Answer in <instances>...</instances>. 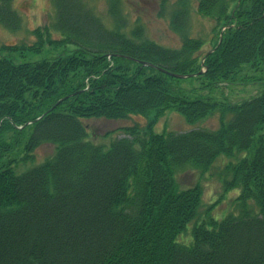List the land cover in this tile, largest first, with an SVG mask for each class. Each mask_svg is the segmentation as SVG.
Masks as SVG:
<instances>
[{"label": "trees", "instance_id": "trees-1", "mask_svg": "<svg viewBox=\"0 0 264 264\" xmlns=\"http://www.w3.org/2000/svg\"><path fill=\"white\" fill-rule=\"evenodd\" d=\"M109 1L115 29L82 0H56L61 37L39 30L37 44L0 43V264H264V90L220 103L141 63L187 74L205 58L207 70L191 77L204 78L201 88L234 80L245 64L264 66V0H198L199 11L218 24L217 48L203 55L201 38L187 36L172 49L144 38L139 26L128 36L121 0ZM12 2L0 0V22L16 29L21 18ZM187 13H175L176 28ZM45 39L74 48L37 61L10 56L39 52ZM170 108L190 123L220 110L222 122L185 132L127 127L128 136L108 148L88 139L86 119ZM45 142L57 144L55 154L17 172ZM241 151L250 154L226 167L233 173L226 187L242 185L240 212L197 222L202 186L182 188L177 173ZM193 221L192 244L180 242Z\"/></svg>", "mask_w": 264, "mask_h": 264}, {"label": "rangeland", "instance_id": "rangeland-1", "mask_svg": "<svg viewBox=\"0 0 264 264\" xmlns=\"http://www.w3.org/2000/svg\"><path fill=\"white\" fill-rule=\"evenodd\" d=\"M87 8L95 13L108 28H115L116 22L110 13L109 0H83ZM191 3L190 13L187 15V25L183 30H177L173 25V15L182 8V0H121V15L125 22L122 28L127 34L141 26L144 37L153 39L162 46L178 48L186 35L202 37L205 46L201 54H205L213 46L217 33V23L210 17L200 14L197 8V0H189ZM13 6L21 16V26L16 30L6 28L0 23V42L2 43H25L33 44L38 36L36 29L45 31V27L53 28L56 20L57 9L54 0H14ZM215 24L217 25L215 28ZM53 38L59 37L57 30H52ZM64 48V47H63ZM73 49V48H71ZM64 52L62 48L47 46L42 51L32 52L18 49L10 56L17 62L26 60H39ZM7 54V52H4ZM204 78H193L186 80L183 85L186 87H196V93L208 97L213 101L241 102L254 94L264 90V66L245 64L237 73L234 80L223 82L215 88H201ZM220 110L214 111L205 119L190 123L180 112L175 109H168L162 115L156 117V110L152 109L145 114H130L123 120L90 119L87 120L88 126L92 129L90 137L96 144H103L109 147L111 142L117 137L125 135L122 127L136 125L140 129H145L149 122L154 118L153 124L155 132L179 131L185 132L193 128H212L219 127L222 121ZM231 114H226L229 120ZM94 130V131H93ZM96 136H94V134ZM55 146L52 143H43L36 150L34 159L22 162L17 166V172H22L30 167L42 163L54 154ZM249 151L236 152L228 155L221 153L208 168H184L177 175L180 186L187 187L200 184L203 188V203L200 216L197 222L204 221L209 224L211 218L222 220L228 214H238L240 212V197L242 185L226 187V180L231 179L233 173L227 172L226 167L231 162H237L241 158L248 156ZM43 160V161H42ZM247 206L258 211L259 207L254 198L247 200ZM191 222L187 229L183 231L178 240L185 244H192L193 233Z\"/></svg>", "mask_w": 264, "mask_h": 264}, {"label": "water", "instance_id": "water-1", "mask_svg": "<svg viewBox=\"0 0 264 264\" xmlns=\"http://www.w3.org/2000/svg\"><path fill=\"white\" fill-rule=\"evenodd\" d=\"M145 64H149V63L146 62ZM180 76H183V75H180Z\"/></svg>", "mask_w": 264, "mask_h": 264}]
</instances>
